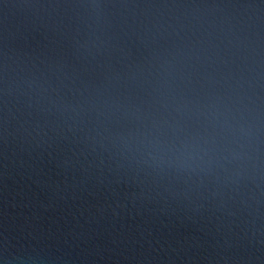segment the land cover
I'll return each instance as SVG.
<instances>
[{
	"label": "water",
	"instance_id": "95a60500",
	"mask_svg": "<svg viewBox=\"0 0 264 264\" xmlns=\"http://www.w3.org/2000/svg\"><path fill=\"white\" fill-rule=\"evenodd\" d=\"M0 264H264V0H0Z\"/></svg>",
	"mask_w": 264,
	"mask_h": 264
}]
</instances>
